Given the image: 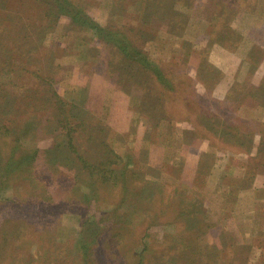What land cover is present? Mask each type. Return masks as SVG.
<instances>
[{
    "label": "rangeland",
    "instance_id": "374dc122",
    "mask_svg": "<svg viewBox=\"0 0 264 264\" xmlns=\"http://www.w3.org/2000/svg\"><path fill=\"white\" fill-rule=\"evenodd\" d=\"M67 1L0 0V264H264V0Z\"/></svg>",
    "mask_w": 264,
    "mask_h": 264
},
{
    "label": "trees",
    "instance_id": "16d2710c",
    "mask_svg": "<svg viewBox=\"0 0 264 264\" xmlns=\"http://www.w3.org/2000/svg\"><path fill=\"white\" fill-rule=\"evenodd\" d=\"M61 2L62 3H64L63 5H62V7H63V14H68V15H70L71 14V9L70 8H68V6H69V4H72L73 6H75L74 5V3H72L71 1L70 2H68L67 0H61ZM72 6V7H73ZM62 9V8H61ZM78 12H80L81 13V11L80 10H77ZM80 13H76V15H73L74 16V18H76L77 20H80L79 18H77V14H80ZM79 17V16H78ZM82 19H83V21H87V22H89V24H92L93 25V23L91 22V21H88V19H87V17L86 16H83L82 17ZM96 29H97V31L99 32V34L100 35H102L103 36V38L104 39H106V40H111L110 39V34H109V32L108 31H106L105 29H104V27L103 26H101V25H99L98 23H95L94 25H93ZM126 37V36H125ZM111 38H114L115 40H116V42H118L119 43V45H120V47H121V49L125 52V54L127 55V57H130L132 60H135V55H134V50L132 49V52L129 50V47H128V43H127V39L126 38H121V39H118L117 37H113V36H111ZM136 61V60H135ZM72 146H74V144L72 145ZM77 152V155L79 156V158L80 159H82V163L84 164V166L85 167H87V168H95L96 169V167H99V166H101V168H100V170H102V171H104L105 173H106V167L108 166V165H110L109 163L111 162V159H110V151L109 152H107L106 151V154H105V156H106V159L105 160H102V161H100L99 162V164L97 165V164H94V165H92V164H90L80 153H79V151L77 150L76 151ZM100 170H98V174L100 175V173H102L103 174V176L106 178V176L107 175H104V173L102 172V171H100ZM96 172V170L95 171H91V169H90V174H94ZM107 172H108V169H107ZM123 175L125 176V177H127L126 175H125V173L123 172ZM118 175H115V181L113 182V184L114 183H117V180H119L120 178H121V176L119 177V179H118ZM128 180L127 181H125V184H124V186L125 185H127L128 184ZM118 184V183H117ZM123 186V185H122ZM8 247V246H7ZM7 247L5 248V250H4V252H6V250H7ZM181 260V264H183V262H186L187 263V261L188 260H190V259H188V258H182V259H180ZM188 264H194L193 262L192 263H189L188 262ZM218 264H220L219 263V261H218Z\"/></svg>",
    "mask_w": 264,
    "mask_h": 264
}]
</instances>
